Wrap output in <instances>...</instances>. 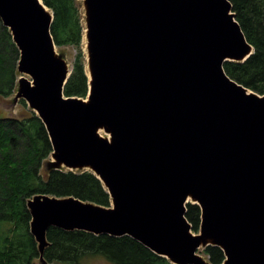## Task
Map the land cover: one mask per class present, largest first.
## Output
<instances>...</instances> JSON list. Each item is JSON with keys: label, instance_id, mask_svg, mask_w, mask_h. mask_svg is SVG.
I'll use <instances>...</instances> for the list:
<instances>
[{"label": "water", "instance_id": "obj_1", "mask_svg": "<svg viewBox=\"0 0 264 264\" xmlns=\"http://www.w3.org/2000/svg\"><path fill=\"white\" fill-rule=\"evenodd\" d=\"M84 1L87 101L64 94L72 70L51 34L53 12L42 0H0L19 73L31 77H20L14 102L44 122L48 166L90 169L112 199L31 198L41 259L59 227L127 235L174 264H209L201 244L219 246L223 264H264V95L224 69L254 52L231 2ZM189 202L202 210L199 233Z\"/></svg>", "mask_w": 264, "mask_h": 264}, {"label": "trees", "instance_id": "obj_2", "mask_svg": "<svg viewBox=\"0 0 264 264\" xmlns=\"http://www.w3.org/2000/svg\"><path fill=\"white\" fill-rule=\"evenodd\" d=\"M53 11L51 33L58 48L78 50L64 94L85 98L89 77L84 64V25L78 0H42ZM236 19L253 46L244 62L226 61L227 75L243 86L264 94V0H229ZM64 55L63 52L60 51ZM18 49L10 29L0 19V97L14 95L19 78ZM21 104L27 108L24 99ZM22 116H0V264H36L38 243L30 230L28 202L38 194L74 196L106 207L111 197L102 181L90 170L48 166L52 142L42 119L30 108ZM186 217L199 232L201 207L188 203ZM44 260L50 264H92L100 257L110 264H173L130 236L94 234L85 230L50 227ZM212 264H222L223 250L207 245Z\"/></svg>", "mask_w": 264, "mask_h": 264}, {"label": "rangeland", "instance_id": "obj_3", "mask_svg": "<svg viewBox=\"0 0 264 264\" xmlns=\"http://www.w3.org/2000/svg\"><path fill=\"white\" fill-rule=\"evenodd\" d=\"M79 4H80V12H81V16H82V23L84 25V27H86V14H85V1L84 0H78ZM82 49L84 52V64H85V68L87 71V74L89 75V65H88V52H87V39H86V34L83 37V42H82ZM57 51L58 53L63 52L64 53V60L67 64V67L69 70L73 69V65H74V61H75V56L78 52L77 48L75 46H68V47H64V48H58L57 47ZM22 76H25L27 78L30 79V76L27 74H23ZM20 79V76H19ZM249 92H253L256 94H259L249 88H247ZM18 93V92H17ZM17 93H15L14 95H11L9 97H0V116H22L28 113L27 108L24 107L20 101H18L17 103H15L13 101V98L15 95H17ZM85 100H88L87 98H85ZM106 136H108L106 134ZM51 158V156H50ZM49 158V159H50ZM75 170H86V168L83 169H75ZM193 233H198L192 230ZM205 247L206 244H201L200 247L197 249V254H199L202 258L206 259L208 262H210L209 260V256L208 254L205 252ZM211 263V262H210ZM209 263V264H210ZM36 264H50L47 262H44L43 259H37ZM92 264H110L108 261L104 260L103 258L97 257L95 259H93ZM212 264V263H211Z\"/></svg>", "mask_w": 264, "mask_h": 264}, {"label": "bare ground", "instance_id": "obj_4", "mask_svg": "<svg viewBox=\"0 0 264 264\" xmlns=\"http://www.w3.org/2000/svg\"><path fill=\"white\" fill-rule=\"evenodd\" d=\"M87 28H86V35H87ZM90 70H89V78H90ZM103 128H99V130H98V133L101 135V133L103 134V135H105L106 136V134H105V132L102 130ZM108 138V137H107ZM110 138V137H109ZM30 201V200H29ZM188 201H194V202H197L196 200H194V199H192L191 197H189L188 198ZM29 203V202H28Z\"/></svg>", "mask_w": 264, "mask_h": 264}]
</instances>
